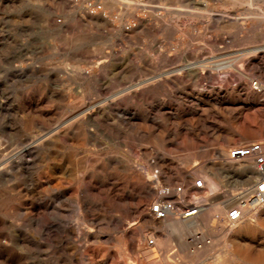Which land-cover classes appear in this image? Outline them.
Wrapping results in <instances>:
<instances>
[{
    "label": "rangeland",
    "instance_id": "374dc122",
    "mask_svg": "<svg viewBox=\"0 0 264 264\" xmlns=\"http://www.w3.org/2000/svg\"><path fill=\"white\" fill-rule=\"evenodd\" d=\"M69 1L70 5L66 0H0V157H13L24 145L26 135L39 132L38 124L29 125L34 118H44L37 116L39 112L48 118L55 116L51 128L56 124L71 128L78 123L81 132L73 129L68 142L57 150L59 159L56 160L55 154L44 153L42 165L31 175L7 169L0 178V192H10L16 197L20 193L22 200H26L35 194L31 185L34 175L51 171L53 187L50 185L48 200L65 204L71 224L79 221L87 229L90 220L95 221V238L80 242L82 249L106 250L107 256L98 257L94 264L118 261L133 264L140 256L138 245L152 253L149 259L155 264H162L163 259L167 264H221L228 252L235 255L233 264H264V214L254 217L256 208L248 211L251 218L242 223L247 228L231 245L222 242V231L211 230L229 229L233 224L226 215L213 217L207 227L202 225L206 214L194 223L168 217L158 226L150 212L153 203L170 197L166 193L168 188L190 187L194 179L207 175L219 184L218 190H209L207 194L214 197L215 204L221 203L226 213V192L236 195L262 178H254L248 186L232 183L237 172L229 167L232 160L228 151L253 142L264 148V61L250 62L255 51L264 50V0ZM203 5L210 11L209 20L214 23L211 26L207 25V19L197 17ZM234 19L238 20L239 29ZM162 53L170 60L168 63L162 59ZM212 57L222 62L224 68L215 71L213 78H201L199 66ZM78 67L87 74H75ZM181 69L188 71L180 72ZM226 71L235 75L225 78ZM238 71L244 76L237 75ZM140 81L154 88L145 101L129 102L115 111L105 110L98 122L86 118L85 114L97 103ZM261 85L262 91L258 90ZM67 105L77 108L69 109ZM176 163L184 164L181 167L185 171L198 169L202 174L194 176L190 184L170 180L168 172ZM253 167L257 169L254 162ZM138 176L155 192L144 203L148 220L127 210L129 197L135 208L136 195L131 188L138 183ZM232 204L235 202H230L228 208ZM164 240L170 242L165 249L160 246L167 242ZM209 246L214 247L205 260L196 263L197 253Z\"/></svg>",
    "mask_w": 264,
    "mask_h": 264
},
{
    "label": "bare ground",
    "instance_id": "6f19581e",
    "mask_svg": "<svg viewBox=\"0 0 264 264\" xmlns=\"http://www.w3.org/2000/svg\"><path fill=\"white\" fill-rule=\"evenodd\" d=\"M218 1H223V0H218ZM66 2L70 5L71 1L66 0ZM68 6V5H67ZM227 6V5H226ZM201 11H199V18L202 19H207V25L211 26V24H214L213 21L209 20V14L210 11L208 10L206 5H203L202 7L199 8ZM83 12V11H82ZM85 12V11H84ZM212 13V12H211ZM90 14V13H89ZM196 14V13H195ZM194 14V15H195ZM93 15V14H91ZM88 17L91 19L92 16ZM262 16V14H261ZM260 17V16H259ZM101 18V17H100ZM260 19V18H259ZM225 20V19H224ZM264 20V19H263ZM140 21V20H139ZM234 23L236 24V28L239 29L240 26L238 24V20L234 19ZM89 22V21H88ZM95 22V21H94ZM93 22V23H94ZM107 22V21H106ZM240 23V22H239ZM50 24V22H49ZM88 24V23H87ZM91 24V23H90ZM97 24V23H96ZM108 24V23H107ZM105 25V23H104ZM86 26V25H85ZM127 26V25H126ZM208 26V27H209ZM89 27V26H88ZM109 27V26H108ZM68 28V27H67ZM124 30V28H122ZM136 30V29H135ZM230 30V29H229ZM234 30V29H233ZM260 30V29H259ZM128 32V31H127ZM234 32V31H233ZM236 32V29H235ZM122 33V32H121ZM131 33V32H129ZM238 33V32H236ZM230 34V33H229ZM254 34V33H252ZM259 34V33H257ZM126 35V34H125ZM124 35V36H125ZM129 35V34H127ZM260 35V34H259ZM237 36V35H236ZM127 37V36H126ZM130 37V36H129ZM132 37V36H131ZM130 37V38H131ZM245 37V36H244ZM257 37H259L257 35ZM128 38V37H127ZM236 38V37H235ZM234 39V37H233ZM238 39V38H236ZM246 39H248L246 37ZM245 39V40H246ZM255 39V37H254ZM249 40H252L249 38ZM208 41V40H205ZM239 41V40H238ZM236 40V42H238ZM231 42V41H230ZM242 42V41H241ZM253 42V41H251ZM234 43V42H233ZM232 43V44H233ZM217 44V43H216ZM240 44V43H239ZM208 45V44H207ZM204 47V46H203ZM257 49V48H256ZM255 49V50H256ZM192 50V49H190ZM254 50V51H255ZM215 51V50H214ZM115 53V52H114ZM183 53V52H182ZM187 54V52H186ZM196 54V53H195ZM194 54V55H195ZM247 55V54H246ZM164 54L162 53V57ZM183 56V55H182ZM181 56V58H182ZM191 56V55H190ZM203 56V55H202ZM161 57V58H162ZM178 57H180L178 55ZM185 57V55L183 56ZM114 58V57H113ZM121 58L120 55L118 59ZM117 59V60H118ZM132 59V58H131ZM134 59V58H133ZM165 61H170L168 58L163 57ZM215 57L211 58V61L204 62L201 66H199L200 72L199 76L201 78L204 77H209L213 78L216 74L215 71L217 72L218 70L223 69L224 67L222 66L223 63L220 62L219 60L215 61ZM232 58H230L231 60ZM247 59V58H246ZM263 62L264 61V50H257L254 52L252 58H251V63L252 61L256 62ZM117 60H115L117 62ZM158 60V59H157ZM173 60V59H172ZM191 60V58H190ZM209 60V59H208ZM120 61V59L118 60ZM135 61V60H134ZM187 61V60H186ZM202 61V60H201ZM233 61V59H232ZM231 61V62H232ZM132 62V61H131ZM131 62H129L131 64ZM161 60L159 61V63ZM176 62V61H175ZM174 62V63H175ZM196 62V61H195ZM198 62V61H197ZM203 62V61H202ZM224 62V61H223ZM234 62V61H233ZM127 63V64H129ZM135 63V62H134ZM173 63V62H172ZM188 64V63H187ZM194 64V63H193ZM196 64V63H195ZM227 64V63H226ZM239 64V63H238ZM126 65V64H125ZM134 65V64H133ZM171 65V64H170ZM261 65V64H260ZM91 66V65H90ZM128 66V65H127ZM155 66V65H153ZM166 66V65H163ZM194 66V65H193ZM228 66V65H227ZM263 66V65H261ZM129 67V66H128ZM147 67V65L145 66ZM179 67V66H178ZM184 67V66H183ZM256 67V66H255ZM260 67V66H259ZM258 67V68H259ZM83 68V67H82ZM132 68V67H131ZM130 68V69H131ZM142 68V67H141ZM186 68V66H185ZM228 68V67H227ZM236 68V67H235ZM257 68V67H256ZM263 68V67H262ZM128 69V68H127ZM144 69V68H143ZM148 69V68H147ZM229 69V68H228ZM264 69V68H263ZM19 70V69H18ZM134 70V69H133ZM242 70V69H241ZM254 70V68H253ZM146 71V70H145ZM188 69H181L180 72H187ZM190 71V70H189ZM197 71V70H196ZM259 71V70H258ZM262 71V70H261ZM72 72V71H71ZM128 72V71H127ZM174 72V70H173ZM191 72V71H190ZM227 72V71H226ZM131 73V72H129ZM128 73V75H130ZM165 73V72H164ZM192 73V72H191ZM224 73V72H223ZM254 73V72H253ZM75 74L83 75L87 74V72L84 69L77 68L75 71ZM136 74V73H135ZM138 74V73H137ZM136 74V75H137ZM258 74V73H257ZM149 75V74H148ZM158 75V74H157ZM164 75V74H162ZM185 75V73H184ZM195 75V74H194ZM225 78H229L230 75L234 76L232 72H227ZM240 77L244 76V74L241 71H238V74ZM179 76V75H178ZM181 76V75H180ZM219 76V75H218ZM133 77V76H132ZM174 77V76H173ZM259 77V76H258ZM180 78V77H179ZM184 78V77H183ZM135 79V78H133ZM164 79V78H163ZM167 79V78H166ZM181 79V78H180ZM224 79V78H222ZM103 80V79H102ZM101 80V81H102ZM146 80V79H145ZM184 80V79H182ZM187 80V79H186ZM220 80V79H219ZM68 81V80H67ZM70 81V80H69ZM68 81V82H69ZM132 81V80H131ZM249 81V80H248ZM85 82V81H84ZM176 82V81H175ZM73 83V82H72ZM131 83V82H130ZM169 83V82H168ZM166 83V85L168 84ZM160 84V83H159ZM170 84V83H169ZM201 84V83H200ZM100 85V84H99ZM121 85V84H120ZM187 85V84H186ZM242 85V84H241ZM169 86V85H168ZM122 87V86H120ZM119 87V88H120ZM126 87V86H124ZM164 87V86H163ZM99 88V87H98ZM168 88V87H167ZM207 88V87H206ZM242 88V87H241ZM260 88V91H262L263 86L261 85L258 87V90ZM151 89L154 90L153 87H150L146 82L140 81L136 83L135 85L128 86L119 92L117 91L116 94L112 96H108L105 98L103 101L97 103L93 109L88 110V112L85 114L86 118L88 117L89 120L92 121H99V116L100 114L104 115L103 111H115L118 110L119 108L125 106L129 102H135V103H141L147 99V96L149 95ZM158 89V88H157ZM210 89V88H209ZM218 89V88H217ZM244 89V88H243ZM215 91V90H214ZM245 91V90H244ZM105 92V91H104ZM154 91H151V93ZM162 92V91H161ZM213 92V89H212ZM53 93V92H51ZM167 93V92H166ZM170 93V92H169ZM240 93V92H239ZM61 94V93H60ZM66 94V93H65ZM168 94V93H167ZM172 94V92H171ZM252 94V93H251ZM59 95V93H58ZM152 95V94H151ZM158 95V94H157ZM259 95V93H258ZM106 96V95H105ZM153 96V95H152ZM217 96V95H216ZM250 96V95H249ZM60 97V96H59ZM63 97V96H62ZM150 97V96H149ZM58 98V97H57ZM66 98V97H65ZM64 98V99H65ZM31 99V98H30ZM62 99V100H64ZM67 99V98H66ZM101 99V98H100ZM99 99V100H100ZM153 99V98H152ZM184 99V98H183ZM61 100V99H60ZM102 100V99H101ZM160 100V99H159ZM210 100V98H209ZM31 101V100H30ZM34 101V100H33ZM38 101V100H37ZM40 101V100H39ZM49 101V100H48ZM57 101V100H56ZM186 101V100H185ZM30 103V102H29ZM50 103V102H49ZM56 103V102H55ZM59 103V102H58ZM57 103V104H58ZM66 103V102H64ZM84 103V102H83ZM154 103V102H153ZM162 103V102H161ZM63 104V103H62ZM80 104V103H79ZM44 105V104H42ZM132 105V104H131ZM139 105V104H138ZM59 106V105H58ZM56 106V107H58ZM63 106V105H62ZM68 106V105H67ZM136 106V105H135ZM56 107H54L56 109ZM89 107V106H88ZM150 107V106H148ZM157 107V106H156ZM67 108H77L74 105L71 106L69 105ZM47 109V108H46ZM49 109V108H48ZM53 109V108H52ZM54 109V110H55ZM86 109V108H85ZM84 109V110H85ZM89 109V108H88ZM33 110V109H32ZM58 110V109H57ZM62 112V111H61ZM85 112V111H84ZM53 113V112H52ZM117 113V111H116ZM115 113V114H116ZM44 113H40L37 116L44 117L42 120H39L38 118L32 119L29 125H32L33 123L38 124L40 126L39 132L35 133H30L29 135H26L24 137V145H22L19 150L16 152V154L13 157H6L4 156L0 157V166L6 165L5 167H0V178L5 176L6 172L8 171L7 169H19L22 170L23 172L30 174L32 171L38 170V168L42 165L43 162V154L48 152L55 154L56 160L59 159L58 155V149L61 147L63 143L68 142V137L70 134H72L73 129L80 132L77 124L74 125V127L71 128H63V125H57L53 128H51V123L52 120L55 119V116L53 117H47L43 116ZM58 114V113H56ZM68 114V113H66ZM106 114V112H105ZM112 114V113H111ZM102 115V116H103ZM39 117V118H40ZM29 118V117H27ZM79 118V117H78ZM102 118V117H101ZM26 118H24L25 121ZM57 119V118H56ZM81 122L84 120V117H81ZM28 121V120H27ZM56 121V120H55ZM74 122V121H73ZM114 122V121H113ZM107 123V122H106ZM24 124V123H23ZM66 125V124H65ZM103 125V124H102ZM110 125V124H109ZM112 125V124H111ZM33 126V125H32ZM88 126V125H87ZM21 128V126H20ZM149 128V127H147ZM37 129V128H35ZM116 129V128H115ZM156 129V128H155ZM18 130V129H17ZM21 130V129H20ZM34 131V130H33ZM96 131V130H95ZM85 132V131H84ZM93 132V131H92ZM100 132V131H99ZM114 132V131H113ZM149 132V131H148ZM9 133V132H8ZM28 133V132H26ZM77 133V134H78ZM81 133V132H80ZM10 134V133H9ZM14 134V133H13ZM16 134V133H15ZM85 134V133H83ZM87 134V133H86ZM91 134V132H90ZM20 135V134H19ZM23 135V134H22ZM81 135V134H80ZM102 135V134H101ZM10 136V135H9ZM16 136V135H15ZM18 136V135H17ZM72 136V135H71ZM93 136V135H92ZM158 136V135H157ZM23 137V136H22ZM103 137V136H102ZM19 139V138H17ZM85 139V138H84ZM16 140V139H15ZM90 140V139H89ZM14 141V140H13ZM92 141V140H91ZM163 141V140H162ZM161 141V142H162ZM99 142V141H98ZM95 143V142H94ZM13 144V143H12ZM90 144V142H89ZM99 144V143H97ZM96 144V145H97ZM11 145V144H10ZM157 145V144H156ZM1 146V145H0ZM19 147V145H18ZM94 147V146H93ZM83 148V147H82ZM89 148V147H88ZM96 148V147H95ZM13 149V148H12ZM18 149V148H17ZM155 149V148H154ZM77 150V149H76ZM84 150V149H83ZM88 150V149H87ZM69 151V150H68ZM72 151V150H71ZM75 151V150H74ZM72 151V152H74ZM82 151V150H81ZM96 151V150H95ZM11 153V151H9ZM8 152V153H9ZM66 152V151H65ZM78 152V151H77ZM9 153V154H10ZM86 153V152H84ZM134 154V152H132ZM159 153V152H158ZM157 153V154H158ZM91 154V153H90ZM137 154V153H136ZM8 155V154H6ZM77 155V154H76ZM82 155V154H81ZM94 155V154H93ZM98 155V154H97ZM135 155V154H134ZM160 155V154H159ZM226 155V154H225ZM87 156V155H86ZM90 156V155H89ZM76 157V156H75ZM85 157V156H84ZM93 157V156H92ZM160 157V156H159ZM61 158V157H60ZM153 158V156H152ZM151 158V159H152ZM86 159V158H85ZM84 159V160H85ZM190 159V158H189ZM49 160V159H48ZM63 160V159H62ZM66 160V158L64 159ZM80 160V159H79ZM94 160V159H93ZM171 160V159H170ZM188 160V159H187ZM232 160V159H231ZM161 161V160H160ZM59 162V161H58ZM75 162V161H74ZM79 162V161H78ZM92 162V161H91ZM112 162V161H111ZM127 162V161H126ZM166 162V161H165ZM253 160H232L230 162L229 167L232 170H235L237 172L232 178L231 176V181L234 183L236 186H248L252 185L253 179L254 178H263V175L260 173L258 169H255L253 167ZM77 163V162H76ZM85 163V162H84ZM88 163V161H87ZM90 163V162H89ZM167 163V162H166ZM182 163V162H181ZM227 163V162H226ZM55 164V163H54ZM65 164V163H64ZM86 164V163H85ZM129 164V163H127ZM131 164V163H130ZM225 164V163H224ZM223 164V165H224ZM255 164V163H254ZM62 165V164H61ZM143 165V164H142ZM184 165V164H181ZM180 164H172L171 167L173 169L168 172L169 174V179L170 180H181L186 181L187 183L190 184L191 181H193L194 176H197L199 174H202L200 171L195 170L193 172L190 171H185L183 170V166L181 167ZM227 165V164H226ZM79 166V165H78ZM83 167V166H82ZM100 167V166H99ZM153 167V166H152ZM219 167V166H217ZM227 167V166H226ZM50 168V167H49ZM78 168V167H76ZM131 168V167H130ZM203 168V167H202ZM215 168V167H214ZM48 169V168H47ZM146 169V168H144ZM207 169V168H206ZM51 170V169H50ZM126 170V169H125ZM147 170V169H146ZM228 170V169H227ZM21 171V173H22ZM68 171V170H67ZM77 171V170H76ZM85 171V170H84ZM87 171V170H86ZM99 171V170H98ZM192 171V170H191ZM207 171V170H206ZM220 171V170H219ZM222 171V170H221ZM51 172V171H50ZM49 172V170H44L42 172H38L37 175H34V181L31 182L32 187L34 188L35 194L31 195L30 198H26V200H22L19 195L16 197L10 192L6 191H1L0 192V264H86L84 263L85 261H88L89 264L95 263V260L100 257V256H107L106 255V250L100 248V247H95L92 250L90 249H82V243H80L82 240H87V239H94V232H95V227L93 226V222L91 223L90 220V226L86 229L83 227V224L80 223L79 221L76 222V224H71V222L68 220L66 210L64 209V205L62 202H59L58 200L56 202H50L49 199V192L51 190V177L52 174ZM53 172V171H52ZM62 172V171H61ZM82 172V171H80ZM151 173L150 171H148ZM125 173V172H124ZM143 173V172H142ZM212 173V172H211ZM54 174V173H53ZM57 174V173H56ZM66 174V173H65ZM84 174V173H83ZM108 174V175H107ZM105 174L109 178V173ZM130 174V173H129ZM132 174V173H131ZM152 174V173H151ZM167 174V175H168ZM209 174V171H208ZM227 174V173H226ZM31 175V174H30ZM59 175V174H58ZM85 175V174H84ZM103 175V174H101ZM125 175V174H124ZM145 175V174H144ZM149 175V174H148ZM221 175V174H220ZM224 175V174H223ZM15 176V175H14ZM67 176V175H66ZM105 176V178H106ZM134 176V174H133ZM31 177V176H30ZM112 177V176H111ZM126 177V176H125ZM145 177V176H144ZM147 177V176H146ZM145 177V178H146ZM217 177V176H216ZM55 178V177H54ZM66 178V177H65ZM78 177H76L75 180H77ZM88 178V177H87ZM104 178V177H103ZM107 178V179H108ZM130 178V177H129ZM137 178V177H136ZM138 183L136 185H133L132 192L133 194L136 195V202H135V208L132 206V202L134 201L132 197H129L128 199V205H127V210L131 211L133 214H137L141 219H149V217H145L144 213L146 209L144 208V203L148 200L149 198L152 197L155 192H152L146 181L144 180L143 177L138 176ZM227 178V177H226ZM262 178L260 180H262ZM25 179V178H24ZM30 179V178H28ZM27 179V180H28ZM117 179V178H116ZM119 179V178H118ZM202 179L204 180L205 183V189L201 190L198 188H195L194 186V181ZM218 179V178H217ZM53 180V179H52ZM57 180V179H56ZM62 180V179H60ZM86 180V179H84ZM99 180V179H98ZM115 180V179H114ZM259 180V181H260ZM30 181V180H28ZM103 181V180H102ZM107 181V180H106ZM109 181V180H108ZM116 181V180H115ZM129 181V180H128ZM193 183L191 184L190 187H184L181 186V191H178V187L175 189L168 188L167 189V194L170 195L169 198H162L157 200L155 203L151 205V215H153V223L155 225L157 224L158 226L164 223V220L168 217H172L173 219L177 217L180 218L181 220L187 221H192L193 223L196 222L197 219H200L202 216L206 214V221L204 222L203 218V223L202 225H207L206 223L210 221L213 217L215 216H221V215H226V218L228 220L227 214L229 211V208L233 206H229L228 204L230 202H235L236 195H234L230 192H226L228 196V200L225 203V209L226 213L223 210L222 204L217 203L215 204L213 200V196L207 194V191H215L219 189V184L215 182L214 180L210 179L207 177V175H203V177H199L194 179ZM219 181V180H218ZM257 181L255 185L259 182ZM11 182V181H10ZM9 182V183H10ZM68 182V181H67ZM65 183V184H70V183ZM70 182V181H69ZM76 182V181H75ZM114 182V181H112ZM111 182V183H112ZM120 182V181H119ZM25 183V181H24ZM54 183V182H53ZM129 183V182H128ZM221 183V182H220ZM29 184V183H28ZM78 184V183H77ZM106 184V183H105ZM108 184V183H107ZM120 184V183H119ZM11 185V183H10ZM9 185V186H10ZM27 185V184H26ZM25 185V188H26ZM30 185V184H29ZM76 185V184H75ZM80 185V184H79ZM99 185V184H98ZM224 185V184H223ZM255 185H252V187L243 189V192L251 193L254 191ZM22 186V185H20ZM52 186V185H51ZM59 186V185H58ZM62 186V185H61ZM81 186V185H80ZM110 186V185H109ZM113 186V185H112ZM186 186V185H185ZM4 187V186H3ZM6 187V186H5ZM8 187V186H7ZM28 187V186H27ZM53 187V186H52ZM55 187V186H54ZM57 187V186H56ZM68 187V186H67ZM69 187H71L69 185ZM77 187V186H76ZM102 187V186H101ZM128 187V186H127ZM152 187V186H151ZM164 187V186H162ZM18 188V187H17ZM20 188V187H19ZM64 188V187H63ZM105 188V187H103ZM112 188V187H111ZM110 188V189H111ZM153 188V187H152ZM6 189V188H5ZM22 189V188H21ZM27 189V188H26ZM116 189V188H115ZM127 189V188H126ZM1 190V189H0ZM19 191V189H17ZM56 190V189H55ZM79 188L77 189V191ZM102 190V189H100ZM112 190V189H111ZM118 190V189H117ZM116 190V191H117ZM21 191V190H20ZM105 191V190H103ZM156 191V190H155ZM24 192V191H23ZM22 192V193H23ZM27 192V191H26ZM96 192V191H95ZM129 192V191H128ZM25 193V192H24ZM33 193V192H32ZM56 193V192H55ZM61 193V192H60ZM69 193V192H68ZM71 193V192H70ZM69 193V196H70ZM92 193V192H91ZM101 193V192H100ZM104 193V192H103ZM109 193V192H108ZM112 193V192H111ZM27 194V193H26ZM52 194V193H51ZM50 194V195H51ZM67 194V193H66ZM76 194V193H75ZM81 194V193H80ZM24 195V194H23ZM95 195V194H94ZM93 195V196H94ZM124 195V194H122ZM159 195V193H158ZM164 195V194H163ZM162 195V196H163ZM115 196V195H114ZM121 196V195H120ZM63 197V196H62ZM102 197V196H100ZM99 197V198H100ZM113 197V194H112ZM116 197V196H115ZM134 197V196H133ZM59 198V197H58ZM61 198V197H60ZM67 198V196H66ZM121 198V197H120ZM196 198H200V201L202 202L203 208L201 212L198 215L195 216H186L185 212L188 211L189 206L195 202ZM113 199V198H112ZM53 200V199H52ZM65 200V199H63ZM82 200V197H81ZM87 200V199H85ZM125 200V199H124ZM224 200V199H223ZM84 201V200H83ZM98 201V199H97ZM120 201V199L118 200ZM152 201V200H151ZM66 202V201H65ZM77 202V201H76ZM69 203V202H67ZM66 203V204H67ZM83 203V202H82ZM94 203V202H93ZM104 203V202H103ZM121 203V202H120ZM151 203V202H150ZM81 204V203H80ZM126 204V203H125ZM68 205V204H67ZM76 205V204H75ZM84 205V204H83ZM82 205V206H83ZM134 205V204H133ZM147 205V204H146ZM154 205H160L165 212L164 216L161 217L157 215L153 209ZM88 206V205H87ZM100 206V205H99ZM105 205H102V209L104 211ZM96 207V206H95ZM149 207V206H148ZM147 208V207H146ZM256 208V218H260L264 214V205L262 206H257L254 207ZM253 208V209H254ZM85 209V208H84ZM148 209V208H147ZM76 210V209H75ZM108 210V209H107ZM110 210V209H109ZM252 210V209H250ZM84 211V210H83ZM89 211V210H88ZM96 211V209H95ZM248 209H245L243 212L242 219H240L237 222H231L228 220L230 224H233L229 229H222L221 227L219 229L216 228H211V230L216 231H222L223 236H222V242L229 243L230 245L234 243V241L237 239L238 235L242 234L244 232V229L247 228L242 225L244 222V219L248 218L250 216V213L248 212ZM97 212V211H96ZM102 212V211H101ZM147 213V212H146ZM86 214V213H85ZM90 214V213H89ZM101 214V213H100ZM98 215V214H97ZM132 215V214H131ZM77 216V215H76ZM89 216V215H88ZM96 216V215H95ZM75 217V216H74ZM80 218V216H78ZM77 217V218H78ZM82 217V216H81ZM101 217V216H100ZM253 217V216H252ZM251 218V217H249ZM87 219V218H86ZM89 219V218H88ZM97 219V218H96ZM131 219V218H130ZM135 219V218H134ZM11 220V221H10ZM81 220V219H80ZM126 220V218H125ZM137 220V219H136ZM124 221V220H123ZM213 221V220H212ZM248 221V220H247ZM257 221V220H256ZM255 221V222H256ZM89 222V221H88ZM113 222V221H112ZM167 222V221H166ZM97 223V222H96ZM124 223V222H123ZM126 223V222H125ZM212 223V222H211ZM95 224V223H94ZM253 224V223H250ZM98 225V224H97ZM149 225V223H148ZM165 225V224H164ZM167 225V224H166ZM173 225V224H172ZM192 225V224H191ZM229 225V224H228ZM242 225V226H241ZM168 226V225H167ZM166 226V227H167ZM170 226V224H169ZM174 226V225H173ZM177 226V225H176ZM161 227V226H160ZM172 227V226H171ZM207 227V226H206ZM245 227V228H244ZM227 228V227H226ZM250 228V227H249ZM148 229V228H147ZM192 229V228H191ZM189 229V230H191ZM175 230V229H174ZM194 230V229H193ZM110 231V230H109ZM192 231V230H191ZM97 232V230H96ZM99 232V231H98ZM125 232V231H124ZM160 232V231H159ZM152 233V232H151ZM195 233V232H194ZM101 234V233H100ZM133 234V233H132ZM143 234V233H142ZM159 234V233H158ZM161 234V233H160ZM220 234V233H219ZM179 235V234H178ZM160 236V235H159ZM177 236V235H176ZM122 237V236H121ZM130 237V236H129ZM126 238V237H125ZM136 238V237H135ZM193 238V237H191ZM199 238V237H198ZM130 239V238H129ZM200 239V238H199ZM155 240V237H154ZM154 240L152 241L154 243ZM195 240V239H194ZM92 241V240H91ZM124 241V239H123ZM138 242V240H136ZM167 242L160 243L161 247L168 248L170 246V242L168 240H164ZM133 242V240L131 241ZM130 242V243H131ZM159 242V241H158ZM241 242V241H240ZM244 242V241H243ZM242 242V243H243ZM146 243V242H145ZM157 243V242H156ZM189 243V242H188ZM191 244L193 243L192 241L190 242ZM241 243V244H242ZM237 244V243H236ZM93 245V244H92ZM98 245V244H97ZM100 245V244H99ZM85 246V245H84ZM150 246V244H149ZM148 246V247H149ZM158 246V245H157ZM193 246V245H192ZM215 246V245H214ZM213 246V247H214ZM221 246V245H220ZM212 246L205 247L203 250L199 251L197 253V262H202L205 260V258L208 255V252L212 250ZM218 248V247H217ZM221 248V247H220ZM153 249V248H152ZM196 249V248H195ZM113 250V249H112ZM136 250V248H135ZM147 250V248H146ZM141 245H138L137 247V252L138 258L136 259L135 263L133 264H155L154 261L149 259L150 252L148 250L146 251ZM131 251V250H130ZM155 251V250H154ZM158 251V250H157ZM182 251V250H181ZM249 251V250H248ZM159 252V251H158ZM112 253V252H111ZM136 253V252H135ZM127 255V254H126ZM110 257V256H109ZM125 257V256H124ZM123 257V258H124ZM129 257V256H128ZM135 257V256H134ZM111 258V257H110ZM118 259V258H117ZM155 260V259H154ZM235 255L233 253H226V256L223 258V261L221 264H227V263H235ZM170 261V260H168ZM207 262V261H206ZM221 262V260H220ZM165 263L167 264L168 262L163 259L162 264ZM237 263V262H236ZM99 264V263H98ZM113 264H124L123 261H118ZM238 264V263H237Z\"/></svg>",
    "mask_w": 264,
    "mask_h": 264
},
{
    "label": "built area",
    "instance_id": "2783aa9c",
    "mask_svg": "<svg viewBox=\"0 0 264 264\" xmlns=\"http://www.w3.org/2000/svg\"><path fill=\"white\" fill-rule=\"evenodd\" d=\"M228 152V156L232 160H253L257 169L263 175L262 180L255 185L254 191L247 193L242 190L236 194L237 199L235 200V204L229 208L227 217L229 221L237 222L242 219L245 209L250 210L254 207L264 205V148L262 144L253 142L235 147ZM194 186L195 188L204 190V180H195ZM178 191H181V186H178ZM202 208L203 205L200 198H196L195 202L189 206L188 211L185 212V215H198ZM153 209L157 215L164 216L165 212L160 205H154Z\"/></svg>",
    "mask_w": 264,
    "mask_h": 264
}]
</instances>
